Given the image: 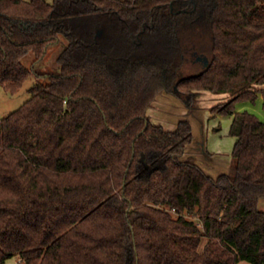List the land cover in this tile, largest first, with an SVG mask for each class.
Listing matches in <instances>:
<instances>
[{"label":"trees","instance_id":"trees-1","mask_svg":"<svg viewBox=\"0 0 264 264\" xmlns=\"http://www.w3.org/2000/svg\"><path fill=\"white\" fill-rule=\"evenodd\" d=\"M61 38L57 72L0 119V264H264V122L235 111L264 110V0H0L3 89ZM195 50L209 60L184 75ZM204 91L230 97L211 112L232 117L233 172L215 178L183 159L188 120L147 115Z\"/></svg>","mask_w":264,"mask_h":264},{"label":"rangeland","instance_id":"rangeland-1","mask_svg":"<svg viewBox=\"0 0 264 264\" xmlns=\"http://www.w3.org/2000/svg\"><path fill=\"white\" fill-rule=\"evenodd\" d=\"M51 2L52 0H46ZM191 27V26H189ZM190 29H193L192 27ZM202 38V41H208V37L205 35H196V39L192 42L198 43L199 39ZM151 43V42H150ZM66 46V41L61 38L59 42L52 44L48 47L47 52L44 58L33 64V73L23 84V86L18 90L14 95L7 93L3 87L0 85V119L7 116L12 111L20 107L28 98V90L35 85L36 83H45V78L37 77V74H53L57 72L58 65L56 59L63 48ZM207 46L205 45V51ZM204 53H198L197 50L187 56L189 60L187 67L184 69V75H194L200 73L204 66L206 65V60L208 61V55ZM33 57L28 55L24 59L26 66L30 67L32 65ZM184 64V62H183ZM159 103L150 111V120L153 123L157 121L161 123H166L164 121H177L179 120H188L193 123V132L195 135V143L200 148L201 143H205L207 151L214 156L219 157L220 166L214 175L219 173L232 174V148L235 142V139L229 135V128L232 121V118L229 116H223L211 112V109L217 105L226 103L230 97H224L223 95H217L210 92H201L196 95L195 108L193 110H188L185 104L175 95L164 92ZM158 99V98H157ZM158 103V104H159ZM163 104L165 107H163ZM156 111H158L156 113ZM236 112H248L255 115L260 121L264 122V110L262 107V96L258 95L254 102L242 101L238 102L235 105ZM190 119V120H189ZM169 125V124H168ZM173 125V124H172ZM203 126L205 130L203 131ZM170 127V126H167ZM173 127V126H172ZM191 159V158H189ZM193 160V159H191ZM194 161V160H193ZM227 165L228 168H227ZM230 167V168H229ZM259 209L264 212V199L259 201ZM6 264H23L21 263L18 257H12L7 260ZM242 264V263H241Z\"/></svg>","mask_w":264,"mask_h":264},{"label":"crops","instance_id":"crops-1","mask_svg":"<svg viewBox=\"0 0 264 264\" xmlns=\"http://www.w3.org/2000/svg\"><path fill=\"white\" fill-rule=\"evenodd\" d=\"M223 95L224 97H229L228 95H225V94H221ZM158 98V99H157ZM156 100L154 101V103L152 104V107L150 109H148L147 111V115L150 117V111H154L153 109H156L155 107L157 105H161L159 102L162 100H165V99H162V97H157ZM159 103V104H158ZM163 107H165V105L163 104ZM158 111H156L157 113ZM230 117V116H229ZM232 118V117H231ZM190 120V119H189ZM180 120L177 119V121H164L166 123H161L159 121L156 120L157 123H152L153 124H156V125H161L162 127H164V129L166 130H169V131H173L175 128H176V125L177 123L179 122ZM190 122V121H189ZM193 122V121H192ZM190 122L191 126H192V133H193V141L186 147V150H185V154L183 156V159H186V158H191L193 159L194 163H196L198 166H200V168L209 176L215 178L217 177L218 175H221V174H226V173H219V174H216L214 175V173L219 170L220 166H222L220 164V161H219V157L218 156H214L213 154L209 153L205 147V143H201V146L200 148L197 146V142L195 143V135H194V132H193V123ZM169 124V125H168ZM173 124V125H172ZM167 126H170V127H167ZM173 126V127H172ZM205 130V126H203V131ZM229 165H227V168H228ZM230 168V167H229Z\"/></svg>","mask_w":264,"mask_h":264}]
</instances>
